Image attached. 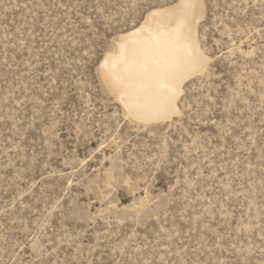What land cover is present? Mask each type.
I'll return each instance as SVG.
<instances>
[{"label": "rangeland", "instance_id": "1", "mask_svg": "<svg viewBox=\"0 0 264 264\" xmlns=\"http://www.w3.org/2000/svg\"><path fill=\"white\" fill-rule=\"evenodd\" d=\"M177 0H0V264H264V0H203L208 58L144 126L101 84Z\"/></svg>", "mask_w": 264, "mask_h": 264}, {"label": "bare ground", "instance_id": "2", "mask_svg": "<svg viewBox=\"0 0 264 264\" xmlns=\"http://www.w3.org/2000/svg\"><path fill=\"white\" fill-rule=\"evenodd\" d=\"M203 13V0H177L153 9L105 54L101 84L133 123L163 124L180 115L184 86L204 75L210 61L200 48Z\"/></svg>", "mask_w": 264, "mask_h": 264}]
</instances>
